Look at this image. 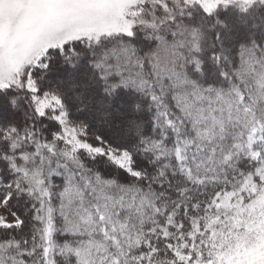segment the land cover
<instances>
[{
  "label": "snow or ice",
  "instance_id": "snow-or-ice-1",
  "mask_svg": "<svg viewBox=\"0 0 264 264\" xmlns=\"http://www.w3.org/2000/svg\"><path fill=\"white\" fill-rule=\"evenodd\" d=\"M0 264H264V0H0Z\"/></svg>",
  "mask_w": 264,
  "mask_h": 264
}]
</instances>
